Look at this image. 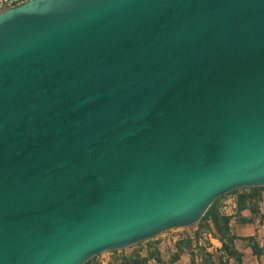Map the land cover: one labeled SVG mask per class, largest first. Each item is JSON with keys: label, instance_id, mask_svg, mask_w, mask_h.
<instances>
[{"label": "water", "instance_id": "95a60500", "mask_svg": "<svg viewBox=\"0 0 264 264\" xmlns=\"http://www.w3.org/2000/svg\"><path fill=\"white\" fill-rule=\"evenodd\" d=\"M260 186L264 0L0 13V264H84Z\"/></svg>", "mask_w": 264, "mask_h": 264}, {"label": "trees", "instance_id": "16d2710c", "mask_svg": "<svg viewBox=\"0 0 264 264\" xmlns=\"http://www.w3.org/2000/svg\"><path fill=\"white\" fill-rule=\"evenodd\" d=\"M263 191L264 186L242 187L214 200L198 222L194 224L197 228L192 235H182L174 242V249L168 255L167 262L163 261L162 251L157 245L158 242H156L148 243L144 249L134 248L129 253L120 254L107 264H149L150 260L161 264H174L185 253L190 257V264H196L195 260L197 258L201 264H243L244 253L236 247L237 241H240L243 247H249L253 255H264V246L259 245L256 237H237L231 230V217L220 211V200L224 196L232 194L236 200L232 217H234L237 224H250L256 217L260 220L262 214L259 213V203L262 201ZM246 209L250 211V217L242 216L241 212ZM208 234L217 238L221 243L220 248L214 254L207 251L210 245L206 237ZM201 240H203L202 244L200 243ZM117 251L110 252L116 254ZM95 258L96 256L91 257L84 264H99L93 263Z\"/></svg>", "mask_w": 264, "mask_h": 264}, {"label": "crops", "instance_id": "0c3cea01", "mask_svg": "<svg viewBox=\"0 0 264 264\" xmlns=\"http://www.w3.org/2000/svg\"><path fill=\"white\" fill-rule=\"evenodd\" d=\"M228 197H235V196L232 194L226 195L220 200V203ZM241 213H242V216L244 217L251 216L250 211L247 209L243 210ZM259 213L262 214V219L259 220L258 217H256L254 221L250 224H237L234 221L231 224V230L233 233L236 232L234 234L237 237H249V236L256 237L257 242L262 247L264 246V191L262 193V201L259 203ZM208 240H209L210 245L208 246L207 251L212 254L216 253V251L220 248L221 243L216 238H213L212 236ZM236 247L244 253L243 264H264V255H261V256L253 255L251 252V249L249 247H243L240 241L236 242ZM100 256L101 254L97 255L96 258ZM195 261H196V264H201L198 258ZM102 264H105V263H102ZM174 264H190L189 255L187 253L183 254L180 257V259Z\"/></svg>", "mask_w": 264, "mask_h": 264}, {"label": "rangeland", "instance_id": "374dc122", "mask_svg": "<svg viewBox=\"0 0 264 264\" xmlns=\"http://www.w3.org/2000/svg\"><path fill=\"white\" fill-rule=\"evenodd\" d=\"M197 227L195 225H191L188 227H177L176 228H171L172 230L168 229L166 231H163L159 233L158 235L149 238L147 241H141L139 243H136L132 246L123 248V249H118L116 254L109 252H104L101 253L100 257H97L93 263H105L107 264L109 261H111L114 257H117L120 254H125L131 252L134 248H145L148 243H156L158 242V247L162 251V258L164 262H167L168 260V255L171 253V251L174 249V242L181 237L182 235L188 234L192 235V233L195 231ZM236 233V232H234ZM157 237V238H156ZM208 238V236L206 235ZM209 239V238H208ZM200 243H203V240L200 241ZM100 255V254H99Z\"/></svg>", "mask_w": 264, "mask_h": 264}, {"label": "built area", "instance_id": "2783aa9c", "mask_svg": "<svg viewBox=\"0 0 264 264\" xmlns=\"http://www.w3.org/2000/svg\"><path fill=\"white\" fill-rule=\"evenodd\" d=\"M25 1H27V0H0V13L5 11L6 9L20 5ZM235 202H236L235 197H228L220 203L221 213L231 217L230 226L235 221L234 217H232L234 215V209L236 206ZM207 236H208V238H211L210 234H208ZM149 264H161V263H157L154 260H150Z\"/></svg>", "mask_w": 264, "mask_h": 264}]
</instances>
